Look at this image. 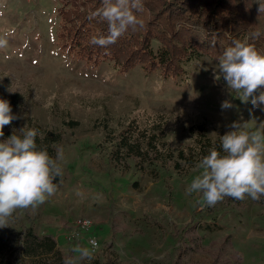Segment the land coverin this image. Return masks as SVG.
Masks as SVG:
<instances>
[{
	"label": "rangeland",
	"instance_id": "1",
	"mask_svg": "<svg viewBox=\"0 0 264 264\" xmlns=\"http://www.w3.org/2000/svg\"><path fill=\"white\" fill-rule=\"evenodd\" d=\"M61 6L62 0H0V38L7 40L0 95L21 98L19 119L4 130L38 124L61 134L56 153H63L56 194L18 209L0 228V264H60L58 253L78 257L77 245L92 252L77 264H264V197L202 206L198 194H186L201 155L178 158L179 150L194 152L203 130L220 139L233 122L252 120L255 129L264 123V103L253 106L230 92L216 79L219 59L210 55L191 56L177 79L140 65L121 72L111 60L94 66L59 44ZM249 38L247 32L243 41ZM226 100L231 107L222 109ZM130 123L169 147L171 160L139 166L131 156L117 159L113 143ZM78 218L93 223L83 239L69 237ZM29 227L39 236L52 233L56 252L25 256L21 234ZM88 236L99 248L88 246Z\"/></svg>",
	"mask_w": 264,
	"mask_h": 264
},
{
	"label": "trees",
	"instance_id": "2",
	"mask_svg": "<svg viewBox=\"0 0 264 264\" xmlns=\"http://www.w3.org/2000/svg\"><path fill=\"white\" fill-rule=\"evenodd\" d=\"M141 2L143 9L137 15L143 21V26L129 29L116 43L104 48L92 43L94 37L108 35L107 22L93 15L102 7L103 0H62V6L58 9L61 21L59 44L94 66L111 60L121 72H127L140 65L146 73L158 71L165 79L183 76V63L193 55H210L219 59L226 48L233 46V41L245 42L243 39L247 32L250 38L246 42L264 52V27L261 29L264 14H258V5L254 0ZM257 33L260 35L257 36ZM154 42L157 46L153 45ZM259 90L264 92V86ZM0 98L10 102L13 114L21 103L19 94H3ZM34 128L39 132L38 147H47L49 154L55 157L61 134L48 132L38 124ZM12 131L4 130V139ZM199 135V138L195 137L194 152L179 150V159L186 160L190 153L203 158L213 147L221 151L220 139H212L204 130ZM113 150L117 159L131 156L139 166L149 160L152 163L163 160L167 163L173 157L169 147L162 149L153 134L140 129L135 123H130L119 132ZM124 164H128L127 161ZM175 166L180 168L178 161ZM21 236L22 252L27 257L56 252L57 241L52 233L39 236L29 227ZM194 240L197 241L191 237L190 241ZM58 255L60 264H65L69 259L64 253Z\"/></svg>",
	"mask_w": 264,
	"mask_h": 264
},
{
	"label": "clouds",
	"instance_id": "3",
	"mask_svg": "<svg viewBox=\"0 0 264 264\" xmlns=\"http://www.w3.org/2000/svg\"><path fill=\"white\" fill-rule=\"evenodd\" d=\"M257 5L258 14H264V0H257ZM142 9L141 0H103L102 7L93 15L107 22L108 35L94 37L92 43L106 48L129 29L142 27L143 21L137 15ZM6 46L7 40L0 38V48ZM217 67L216 79H222L230 92L244 102L251 98L253 106L264 103V92L254 96L264 86V52L235 40L219 57ZM221 107L228 109L231 104L226 100ZM17 119L10 102L0 98V228L5 227L18 209L43 204L54 196L58 190L56 179L62 175V151L57 150L53 157L47 147H38L36 128L25 124L18 130L13 129L4 139L5 127ZM251 122H233L229 126L231 130L220 136L221 151L215 147L209 149V154L196 165L199 174L186 188V194H198V203L202 206L213 207L225 197L236 200L250 197L254 201L264 197V123L251 129ZM72 251L78 257H70L65 264L92 258V252L86 247L77 245Z\"/></svg>",
	"mask_w": 264,
	"mask_h": 264
},
{
	"label": "built area",
	"instance_id": "4",
	"mask_svg": "<svg viewBox=\"0 0 264 264\" xmlns=\"http://www.w3.org/2000/svg\"><path fill=\"white\" fill-rule=\"evenodd\" d=\"M92 227L93 223L90 219L78 218L70 225V228L72 229L69 233V237L79 238L82 235V232H85ZM80 238L83 239V237ZM86 241L91 249L96 250L97 248H99V241L94 236L86 237ZM93 245H96V247L94 248Z\"/></svg>",
	"mask_w": 264,
	"mask_h": 264
}]
</instances>
